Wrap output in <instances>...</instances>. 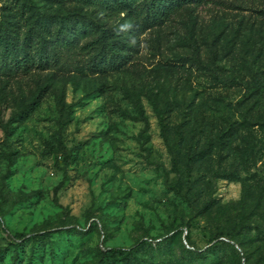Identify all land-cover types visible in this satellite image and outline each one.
I'll return each mask as SVG.
<instances>
[{
  "label": "rangeland",
  "instance_id": "374dc122",
  "mask_svg": "<svg viewBox=\"0 0 264 264\" xmlns=\"http://www.w3.org/2000/svg\"><path fill=\"white\" fill-rule=\"evenodd\" d=\"M4 35L0 264H264V0H0Z\"/></svg>",
  "mask_w": 264,
  "mask_h": 264
},
{
  "label": "trees",
  "instance_id": "16d2710c",
  "mask_svg": "<svg viewBox=\"0 0 264 264\" xmlns=\"http://www.w3.org/2000/svg\"><path fill=\"white\" fill-rule=\"evenodd\" d=\"M84 6H93L102 11L105 18L112 19L122 13H125L134 20H141L146 25H156L168 21L174 13H176L183 5L190 0H78ZM74 30L70 32L78 37H86L88 35H98V29L87 24L85 20H77L75 23ZM118 34L115 29L111 30V34H107L103 31L98 37H95L93 45L105 44L106 46L111 45L109 42V37L116 36ZM10 36V35H9ZM7 37L4 35L0 40L1 51L10 52L13 44V36ZM89 44L82 47L83 50L89 49ZM18 57V56H17ZM17 63L22 64L24 69H30L29 63L31 60L28 59V55H24L22 58H18ZM155 108L159 114V119L162 124L163 131H166V125L164 122V112L163 110L153 101ZM167 139V135L165 134ZM104 259L101 260L99 264H107L106 259L115 260L120 259L121 261L128 263L133 258L132 249L121 248V247H109L105 248L103 251Z\"/></svg>",
  "mask_w": 264,
  "mask_h": 264
}]
</instances>
